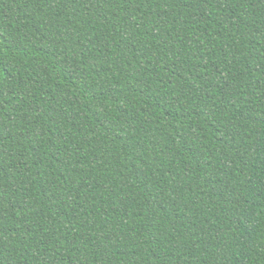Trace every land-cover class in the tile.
<instances>
[{
	"label": "trees",
	"instance_id": "1",
	"mask_svg": "<svg viewBox=\"0 0 264 264\" xmlns=\"http://www.w3.org/2000/svg\"><path fill=\"white\" fill-rule=\"evenodd\" d=\"M0 264H264V0H0Z\"/></svg>",
	"mask_w": 264,
	"mask_h": 264
}]
</instances>
